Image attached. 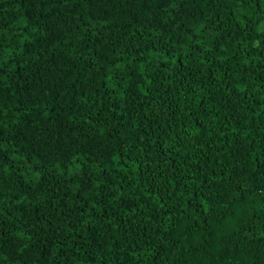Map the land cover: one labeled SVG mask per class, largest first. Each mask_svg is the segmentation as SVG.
Listing matches in <instances>:
<instances>
[{
	"label": "trees",
	"instance_id": "1",
	"mask_svg": "<svg viewBox=\"0 0 264 264\" xmlns=\"http://www.w3.org/2000/svg\"><path fill=\"white\" fill-rule=\"evenodd\" d=\"M0 264H264V0H0Z\"/></svg>",
	"mask_w": 264,
	"mask_h": 264
}]
</instances>
